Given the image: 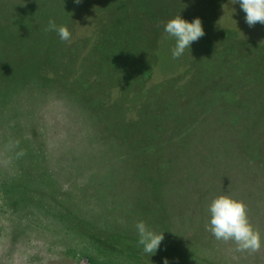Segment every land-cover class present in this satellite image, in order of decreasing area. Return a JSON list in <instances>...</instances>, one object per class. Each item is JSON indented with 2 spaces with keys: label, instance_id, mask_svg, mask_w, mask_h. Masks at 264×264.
I'll use <instances>...</instances> for the list:
<instances>
[{
  "label": "rangeland",
  "instance_id": "1",
  "mask_svg": "<svg viewBox=\"0 0 264 264\" xmlns=\"http://www.w3.org/2000/svg\"><path fill=\"white\" fill-rule=\"evenodd\" d=\"M73 1L0 0V65L5 66L0 68V264H164L166 257L170 264H264V243L257 252L240 251L207 229L212 201L228 194L248 205L249 218L264 241L263 194L209 189L214 183L249 182L255 176L243 178L239 170L224 173L230 159L218 155L221 149L216 155L197 151L195 160L179 156L160 167L155 162L152 173L149 167L137 170L114 132L116 125L122 128V122L135 119L134 107L96 108L97 100L77 99L61 78L32 71L43 59L59 63L60 57L65 73L69 64L78 67L79 58L89 53L105 56L104 44L99 54L100 44L93 46L106 30L103 12L69 4ZM127 6L123 4L119 15L126 9L132 15ZM50 20L69 28L70 43L55 31H45ZM215 21L222 37L227 33V41L239 45L234 54L239 51L236 58L243 68H254L255 58L264 57L257 54L264 49V24L250 27L233 0L221 1ZM174 46L175 39L163 31L149 87L167 78L182 82L208 43L199 39L175 59ZM105 57L111 59L108 53ZM122 90L115 88L111 99L122 97ZM114 112L123 117H113ZM112 118H117L115 126L108 124ZM209 124L202 125L199 138L188 135L180 148L193 140L207 142L202 151H208ZM237 150L242 151L239 146ZM140 221L165 232L152 256L138 243L135 226ZM85 226L106 235L97 239L94 232L85 233Z\"/></svg>",
  "mask_w": 264,
  "mask_h": 264
},
{
  "label": "trees",
  "instance_id": "2",
  "mask_svg": "<svg viewBox=\"0 0 264 264\" xmlns=\"http://www.w3.org/2000/svg\"><path fill=\"white\" fill-rule=\"evenodd\" d=\"M221 1L224 0H82L80 4L92 6L93 12L101 10L104 21L107 20L105 28L109 32L102 30L93 46L100 44L96 53L99 54L104 44L107 50L102 52L105 51V56L108 53L111 59L89 53L83 59L79 58L78 67L69 64L65 73L64 66H60L63 61L60 57L59 63L43 59L42 63L32 67V71L41 77L50 74L52 80L61 78L77 99L90 97L97 100L94 101L96 108L108 111L114 106L134 107L135 119L122 122L119 127L124 129L115 124L117 118H112L108 124L117 126L118 132H114L123 139L122 150L132 154L130 163L137 170L149 167L148 171L152 173L155 162L160 167L161 162L169 163L179 156L187 155L195 160L197 151L216 155L221 149L218 155L230 159L229 169L223 168L224 173L239 170L243 178H255L249 182L214 183L209 188L215 186L212 193L217 189L235 188L246 195L252 190L264 195V57L256 60L253 56L256 66L243 68L240 59L236 58L241 56L239 51L234 54L239 45L228 42L227 33L222 37L216 25ZM123 4L129 5L132 15L126 8V14L123 11L119 15V9H124ZM98 5L103 8L98 9ZM178 15L189 21L197 17L202 19L205 35L200 40L208 46L200 49L204 55L196 53L202 58L194 61L187 71V78L180 80L182 82H175L179 78H167L149 87L161 33L166 23ZM112 16L116 18L113 20ZM259 52L264 53V49L259 50L258 55ZM1 57L5 58V55ZM81 84L85 87L77 88ZM115 88L123 89V96L114 101L111 94ZM112 114L116 117L122 113ZM206 121L211 128L208 151H202L207 142L194 144L193 140L185 145L190 143L189 147L181 149L188 135L196 134L199 138L204 134L201 127ZM238 146L241 152H238ZM194 202L193 205L197 203ZM83 230L94 232L91 235L97 239L105 233L88 226Z\"/></svg>",
  "mask_w": 264,
  "mask_h": 264
},
{
  "label": "clouds",
  "instance_id": "3",
  "mask_svg": "<svg viewBox=\"0 0 264 264\" xmlns=\"http://www.w3.org/2000/svg\"><path fill=\"white\" fill-rule=\"evenodd\" d=\"M81 2L82 0H75L76 4ZM237 2L244 11L246 23L250 27L257 23L264 24V0H233L234 4ZM45 31H55L61 41L71 42L72 34L67 26H58L55 21L50 20ZM164 31L175 39V46L172 49L174 59L181 57L186 49L191 48L193 42L205 35L200 17L189 21L182 15L170 19ZM209 212L211 218L207 229L218 241L234 242L240 251L257 252L261 249L264 243L262 235L252 224L248 205L242 199L228 194L220 195L212 201ZM135 227L139 237L138 243L143 246V252L151 256L156 254L165 239V232L157 233L143 221L138 222ZM164 264H170L167 257Z\"/></svg>",
  "mask_w": 264,
  "mask_h": 264
}]
</instances>
